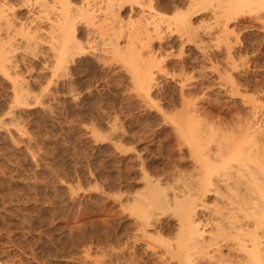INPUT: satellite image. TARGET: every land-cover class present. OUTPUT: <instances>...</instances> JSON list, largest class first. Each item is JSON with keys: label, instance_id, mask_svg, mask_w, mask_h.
I'll use <instances>...</instances> for the list:
<instances>
[{"label": "rangeland", "instance_id": "obj_1", "mask_svg": "<svg viewBox=\"0 0 264 264\" xmlns=\"http://www.w3.org/2000/svg\"><path fill=\"white\" fill-rule=\"evenodd\" d=\"M103 1L71 0L94 11ZM14 9L17 48L0 56V264H161L167 248L139 238L133 198L161 199L149 180L167 194L202 181L218 146L253 115L264 122V20L229 24L221 36L208 11L196 34L178 22L183 11L166 12L181 40L153 56L138 26L126 16L118 26L102 8L76 15L84 53L64 59L45 57V41L27 42V9ZM222 154L229 172L253 160ZM221 162L209 168L214 183ZM177 213L159 223L174 224Z\"/></svg>", "mask_w": 264, "mask_h": 264}, {"label": "bare ground", "instance_id": "obj_2", "mask_svg": "<svg viewBox=\"0 0 264 264\" xmlns=\"http://www.w3.org/2000/svg\"><path fill=\"white\" fill-rule=\"evenodd\" d=\"M102 3L104 5L94 11L88 6L74 8L71 0H34L32 3L23 0L15 5L0 0V32L3 34H0V56L13 58L12 54L17 48V29L13 27L15 32L11 31L19 18L14 11L10 13L15 10L14 7L27 9V42L38 47L41 41H45L43 44L47 43L49 46L45 57L64 59L75 58L84 53L82 38L80 39L82 30L78 26L76 15L84 13L88 17L93 14L92 17L95 18V14L100 13L98 11L102 8L106 19H111L112 23L120 26L126 16L129 22L138 26L140 40L149 46L155 43L158 48L153 56L162 53L168 55L167 49L181 40L173 36L169 23L160 17L166 12L183 11L177 16L180 20L178 22L196 34L200 32L208 11L215 22L222 24L221 36L228 34L229 24L241 25L254 19L264 20V14L258 13L264 11V0H104ZM41 9L50 11L53 17L40 15ZM44 22H51L47 30L42 27ZM89 23L86 25L87 29ZM21 35L25 37L22 32ZM87 35L91 33L88 32ZM44 37L47 39L42 40ZM127 37L130 38L128 34ZM190 41L191 38H188L181 43ZM253 116L244 126L240 124L242 127L237 131V137L232 136V142H227L225 146L222 143L217 147L218 152L215 150L214 153L218 155L214 158L222 162H217L214 158L216 163L205 161L208 164L210 162L208 170L210 168L211 172L214 165L215 170L218 168L219 162L223 165H220L223 174L218 176L220 179L216 183L210 180L211 172L206 170L203 163L204 174L207 176L203 174L206 178L202 181L193 184L183 182L185 184L176 187L172 184L174 186H170L171 193L167 194L164 190L166 185L164 188L149 180L146 182L148 188L154 190L156 187L154 191L159 190V194L164 192L161 199L153 197L151 190L137 193L133 198L132 204L138 205L136 212L135 207L132 208L139 238L148 242V247L167 248L164 258L159 260L161 264H264V122ZM222 152L241 162L251 156L253 160L248 159L237 166L234 172H229L230 165L227 167L225 164L231 159H223L224 156H220ZM211 163H215L213 169ZM199 169V173L202 172L203 168ZM198 177L201 179V176ZM212 183L217 185H213L215 189L211 187ZM210 195H214L217 200L213 207L208 206ZM170 209L178 211L174 224L159 223L160 218ZM169 236H174L173 243ZM151 263L154 264L153 261Z\"/></svg>", "mask_w": 264, "mask_h": 264}]
</instances>
